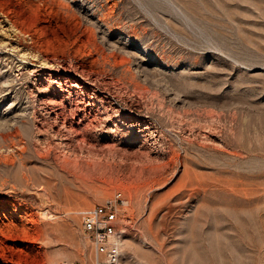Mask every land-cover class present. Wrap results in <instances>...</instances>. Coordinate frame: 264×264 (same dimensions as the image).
I'll return each instance as SVG.
<instances>
[{
  "label": "rangeland",
  "instance_id": "obj_1",
  "mask_svg": "<svg viewBox=\"0 0 264 264\" xmlns=\"http://www.w3.org/2000/svg\"><path fill=\"white\" fill-rule=\"evenodd\" d=\"M116 193L120 264H264V0H0V264Z\"/></svg>",
  "mask_w": 264,
  "mask_h": 264
},
{
  "label": "built area",
  "instance_id": "obj_2",
  "mask_svg": "<svg viewBox=\"0 0 264 264\" xmlns=\"http://www.w3.org/2000/svg\"><path fill=\"white\" fill-rule=\"evenodd\" d=\"M126 202L120 193L101 205L74 212L86 236L93 264H120L123 229L118 227V209Z\"/></svg>",
  "mask_w": 264,
  "mask_h": 264
},
{
  "label": "bare ground",
  "instance_id": "obj_3",
  "mask_svg": "<svg viewBox=\"0 0 264 264\" xmlns=\"http://www.w3.org/2000/svg\"><path fill=\"white\" fill-rule=\"evenodd\" d=\"M91 36V35H90ZM117 67V66H116ZM121 246H122V241H121Z\"/></svg>",
  "mask_w": 264,
  "mask_h": 264
}]
</instances>
